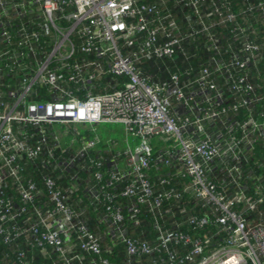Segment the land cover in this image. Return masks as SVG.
Instances as JSON below:
<instances>
[{
	"label": "built area",
	"instance_id": "2783aa9c",
	"mask_svg": "<svg viewBox=\"0 0 264 264\" xmlns=\"http://www.w3.org/2000/svg\"><path fill=\"white\" fill-rule=\"evenodd\" d=\"M252 21L264 33V0H0V264H264Z\"/></svg>",
	"mask_w": 264,
	"mask_h": 264
},
{
	"label": "trees",
	"instance_id": "16d2710c",
	"mask_svg": "<svg viewBox=\"0 0 264 264\" xmlns=\"http://www.w3.org/2000/svg\"><path fill=\"white\" fill-rule=\"evenodd\" d=\"M260 10H256L254 11L253 14H256L257 16H259ZM254 18L256 19V17L254 16ZM241 23H239V25H247L248 21L246 19H242L240 21ZM243 23V24H242ZM250 26V25H249ZM251 27L255 28L257 30V35H254L255 37V43L257 44V46L260 48V54L264 55V46L263 41H262V36L264 35L263 32V26L261 25V23H254L253 21L251 22ZM231 31V29H230ZM230 34L229 32V28L226 27H220V30L218 31V40H220L221 43H225L226 38L228 37V35ZM199 55V53H198ZM204 53H200V60L199 61H204ZM198 61V62H199ZM197 63H193L192 66H196ZM260 68L258 70L259 75H262L261 72L264 70V61L263 62H259ZM171 69H173L172 65L170 66ZM263 76V75H262ZM259 83L262 85L263 83L261 81H259ZM256 156H258V159H260L261 154L260 153H255ZM264 161V159H262ZM254 169H256V167H254ZM256 175L257 176H262V178L264 179V168H258L256 170ZM79 176L82 179H85V175L84 174H79ZM24 177L25 178H31L33 180H35L38 183V186L41 188V183L39 181V176H38V171L36 168H32L30 166H26L25 167V171H24ZM41 200L46 201L47 198L45 197V194L43 193L41 195ZM80 200V201H79ZM70 202L73 203L74 205V209L75 211H81L83 210L85 207L87 208V214H86V222L88 224V226L90 227V230L92 231H97V232H102V223L100 221H98V219L101 218V213L100 211H96V210H92L91 207L88 205L89 202L88 200L85 199L83 193L78 190L76 193H74V195L71 197ZM120 202L125 205L127 202L124 199H120ZM264 211V206L263 205H259L258 209L255 212H251L248 213L246 215L247 219H257L259 220L260 218H263V212ZM123 214L126 216V211H123ZM143 218H145V223L144 225H142L139 229H131L130 234L134 235V236H138V237H143L146 236V234H149L150 231V224L147 222L149 220V216L148 215H143ZM194 235V233H192ZM198 237L201 238H205L206 235V231H201L198 233L197 235ZM25 247V246H23ZM2 247L0 246V252L2 251ZM120 249V248H119ZM35 256H36V263L35 264H50L49 262H47L45 259H43L40 255H38L37 251H34ZM121 255H116V262H119L121 260Z\"/></svg>",
	"mask_w": 264,
	"mask_h": 264
},
{
	"label": "rangeland",
	"instance_id": "374dc122",
	"mask_svg": "<svg viewBox=\"0 0 264 264\" xmlns=\"http://www.w3.org/2000/svg\"><path fill=\"white\" fill-rule=\"evenodd\" d=\"M76 131H78L76 129ZM90 135H93V132L89 133ZM97 136L102 139L103 143L111 144L112 141L115 142L114 147H116L117 150H122L124 148H129L128 145H130L131 148L138 145V140L132 137H128V145L124 142L125 136L122 134L121 127L119 125H110V124H101L97 128ZM112 139L110 142L107 140ZM157 138L152 140V146L153 147H161L164 146L159 141H156Z\"/></svg>",
	"mask_w": 264,
	"mask_h": 264
}]
</instances>
